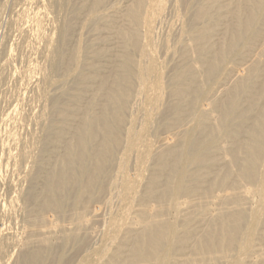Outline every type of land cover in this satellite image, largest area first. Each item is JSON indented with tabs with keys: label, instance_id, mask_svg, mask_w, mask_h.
Instances as JSON below:
<instances>
[{
	"label": "bare ground",
	"instance_id": "6f19581e",
	"mask_svg": "<svg viewBox=\"0 0 264 264\" xmlns=\"http://www.w3.org/2000/svg\"><path fill=\"white\" fill-rule=\"evenodd\" d=\"M0 264H264V0H0Z\"/></svg>",
	"mask_w": 264,
	"mask_h": 264
},
{
	"label": "rangeland",
	"instance_id": "374dc122",
	"mask_svg": "<svg viewBox=\"0 0 264 264\" xmlns=\"http://www.w3.org/2000/svg\"><path fill=\"white\" fill-rule=\"evenodd\" d=\"M2 100H0V102H1ZM3 103H0V106L2 105Z\"/></svg>",
	"mask_w": 264,
	"mask_h": 264
}]
</instances>
